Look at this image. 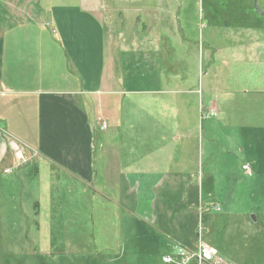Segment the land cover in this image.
<instances>
[{
    "label": "crops",
    "instance_id": "1",
    "mask_svg": "<svg viewBox=\"0 0 264 264\" xmlns=\"http://www.w3.org/2000/svg\"><path fill=\"white\" fill-rule=\"evenodd\" d=\"M21 5L35 6L40 17L30 10L31 16L19 19L10 8ZM164 26L157 32L161 39L170 32ZM125 51L119 63L107 58L105 24L86 0L74 7L54 6L48 13L39 0H0V165L13 163L37 179L44 171L48 178L32 203L30 224L36 237L43 234L34 244L39 248L32 254L35 264H139L145 254H161L162 264H167L164 256H171L177 263L200 244L225 262L219 255L222 245L200 234L203 228L208 233L228 225L231 232L239 228L230 213L214 209L215 184L237 175L234 154L217 152L212 144L216 130L223 131L224 145L243 152L244 174L260 177L264 95L245 96L240 103L226 94L219 104L242 107L235 115L225 106L219 128L214 116L202 117L218 109L212 96L204 101L202 89L185 88V76L172 80V87L168 82L149 87L146 76L131 75L140 66V53ZM233 136L236 144L229 140ZM12 142L25 162L15 158ZM72 185L78 195L69 197ZM72 215L77 222L67 225ZM260 243L264 247V238ZM227 253L236 264H254L237 247Z\"/></svg>",
    "mask_w": 264,
    "mask_h": 264
},
{
    "label": "rangeland",
    "instance_id": "2",
    "mask_svg": "<svg viewBox=\"0 0 264 264\" xmlns=\"http://www.w3.org/2000/svg\"><path fill=\"white\" fill-rule=\"evenodd\" d=\"M86 2L105 24L108 59H116L119 63L121 58L124 59V50L127 53L133 52L135 57L137 52L140 53V66L134 67L131 75L133 78L146 76L149 80L148 86L155 89H159L164 82H168L167 85L172 87V80L185 76V88L192 86L193 89H202L204 101L212 96L218 102L216 116L210 118L217 122L215 124L219 128L225 123L226 114L222 115L223 111L226 113L225 106L237 115L245 96L264 95V18L254 14L250 6L251 0ZM76 3L77 0H39V5L45 13L50 12L54 6L74 7ZM34 7L21 5L19 8L10 9L19 14V19L31 16L30 10H33L34 17L38 18L40 14ZM244 12L249 17L245 18ZM165 24L170 32L163 33L165 37L161 39L157 32L159 33ZM223 24L227 27L220 26ZM174 34L176 36H172ZM160 45L161 48L157 52ZM162 59L165 60V67L160 66ZM244 66H247L245 70H238ZM210 78V83L213 84L211 91L207 90ZM138 84L144 85L145 82ZM226 94H229L228 98L240 103L226 102L225 106L219 104L220 100H226ZM186 96L189 97L188 94ZM214 139L217 143L212 145L219 147L217 152L229 150L234 154L232 170L237 175L236 180L226 178L217 182L214 197L223 212L236 218L239 225L235 224V228H239L238 232H231L228 225L227 229L216 228L209 233L208 229L203 228L200 234L204 236V240L210 237L217 246V243L222 245L219 255L226 259L225 263L230 262L227 260H231V264L238 263L232 254L229 256L227 253L229 249L232 251L237 247L238 251L251 256L254 264H264V261L259 259L264 250L260 243V239L264 238V173L260 177L256 174L245 175L241 166L243 163L246 166L248 164L244 161L243 152L228 149L224 145L226 138L223 131L216 130ZM229 140L235 142L237 139L233 136L229 137ZM206 143L208 141L203 137V145ZM4 165H9L12 173L4 172ZM17 170L13 163L3 162V165H0V264H20L19 259H26L27 262L31 260L32 264H35L32 254L39 248L34 244L43 239V234L36 237L30 224L33 215L32 203L39 195V184H45L48 178L44 171L37 179L25 176L22 171L19 172L20 169ZM72 186L74 191L69 197L78 195L77 185ZM72 217L70 223L66 221L67 225L77 222L76 215ZM60 221L55 219V223ZM98 223L95 226L96 242L99 237ZM233 227L232 225L231 228ZM22 254L28 256L23 257ZM151 255L140 256L139 264H162L158 262L161 254L152 257Z\"/></svg>",
    "mask_w": 264,
    "mask_h": 264
},
{
    "label": "built area",
    "instance_id": "3",
    "mask_svg": "<svg viewBox=\"0 0 264 264\" xmlns=\"http://www.w3.org/2000/svg\"><path fill=\"white\" fill-rule=\"evenodd\" d=\"M216 112L214 110H207L202 113V117H210L215 116ZM100 120V118H99ZM106 127L105 122H100V129H104ZM12 149L14 151L15 158L19 161V163L25 162L26 158L22 154V150L15 142H12ZM244 169H246V166H243ZM12 168L5 169L6 172H11ZM215 210H220L219 206H214ZM163 260L165 262H174L173 258L171 256H164ZM191 260H197V262L200 264L202 262H209L211 264H231V263H225L223 262L219 257H217V254L214 249L210 248L209 246L205 244H200L199 248L196 252L187 254L184 256L179 262V264H188Z\"/></svg>",
    "mask_w": 264,
    "mask_h": 264
},
{
    "label": "flooded vegetation",
    "instance_id": "4",
    "mask_svg": "<svg viewBox=\"0 0 264 264\" xmlns=\"http://www.w3.org/2000/svg\"><path fill=\"white\" fill-rule=\"evenodd\" d=\"M250 6L254 10V14L258 15L259 17L264 18V4H263V0H251ZM254 14H252V15H254ZM244 17L245 18L249 17L246 12H244Z\"/></svg>",
    "mask_w": 264,
    "mask_h": 264
},
{
    "label": "water",
    "instance_id": "5",
    "mask_svg": "<svg viewBox=\"0 0 264 264\" xmlns=\"http://www.w3.org/2000/svg\"><path fill=\"white\" fill-rule=\"evenodd\" d=\"M253 217V216H252Z\"/></svg>",
    "mask_w": 264,
    "mask_h": 264
}]
</instances>
